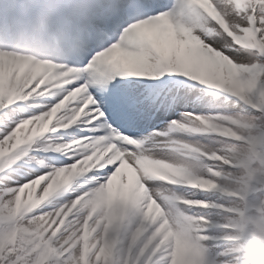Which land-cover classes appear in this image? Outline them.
I'll list each match as a JSON object with an SVG mask.
<instances>
[{"label":"snow or ice","instance_id":"1","mask_svg":"<svg viewBox=\"0 0 264 264\" xmlns=\"http://www.w3.org/2000/svg\"><path fill=\"white\" fill-rule=\"evenodd\" d=\"M0 264H264V0H0Z\"/></svg>","mask_w":264,"mask_h":264}]
</instances>
